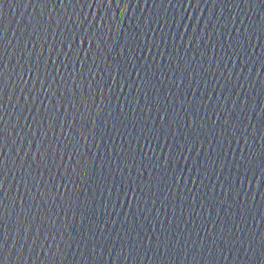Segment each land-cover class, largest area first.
<instances>
[{
    "label": "water",
    "instance_id": "1",
    "mask_svg": "<svg viewBox=\"0 0 264 264\" xmlns=\"http://www.w3.org/2000/svg\"><path fill=\"white\" fill-rule=\"evenodd\" d=\"M0 264H264V0H0Z\"/></svg>",
    "mask_w": 264,
    "mask_h": 264
}]
</instances>
